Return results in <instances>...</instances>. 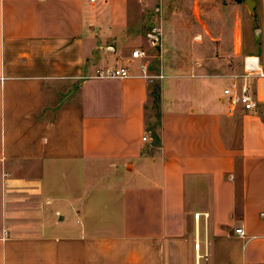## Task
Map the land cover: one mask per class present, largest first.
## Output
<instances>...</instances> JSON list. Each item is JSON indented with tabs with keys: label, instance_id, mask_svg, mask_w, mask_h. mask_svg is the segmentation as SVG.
<instances>
[{
	"label": "crops",
	"instance_id": "crops-1",
	"mask_svg": "<svg viewBox=\"0 0 264 264\" xmlns=\"http://www.w3.org/2000/svg\"><path fill=\"white\" fill-rule=\"evenodd\" d=\"M0 264H264V0H0Z\"/></svg>",
	"mask_w": 264,
	"mask_h": 264
},
{
	"label": "built area",
	"instance_id": "built-area-1",
	"mask_svg": "<svg viewBox=\"0 0 264 264\" xmlns=\"http://www.w3.org/2000/svg\"><path fill=\"white\" fill-rule=\"evenodd\" d=\"M153 34L157 36L161 35V30L158 27L152 28ZM152 45L157 46L158 42L154 39L151 40ZM147 57V54L143 50H134L131 55V59L143 60ZM141 71L146 75L147 64H142L140 67ZM260 72V67L257 58H248L245 61V72L240 75H229L227 78L231 80L232 86L224 90L225 100L228 102V112L234 113L236 106L241 105L247 112L255 110L257 107V101L250 89L249 80L255 74ZM130 69L126 66H112L110 68L97 70V78H111V79H125L130 77ZM239 85L238 91H234ZM144 141L147 138H143ZM196 220H199V215H196ZM236 235L240 238H245L246 234L243 228H238L235 231Z\"/></svg>",
	"mask_w": 264,
	"mask_h": 264
},
{
	"label": "rangeland",
	"instance_id": "rangeland-1",
	"mask_svg": "<svg viewBox=\"0 0 264 264\" xmlns=\"http://www.w3.org/2000/svg\"><path fill=\"white\" fill-rule=\"evenodd\" d=\"M247 16L249 17L250 15L247 14ZM251 16H252V15H251ZM237 17L240 19V16H237ZM245 19H246V18H243V20H242L243 23H246V20H245ZM155 23H158V22H155ZM153 25H154V24H151V25L149 26L150 29L153 27ZM244 26H245V25H244ZM222 49H224V48H221V47L217 48V51H216V55H217V56H219V54H220V51H219V50H222ZM225 49L228 50L229 48H225ZM233 65H234V64H233ZM223 81H224V82H229L228 79H224ZM224 86H225V85H224ZM224 86H223L221 83H220V84H217V85H216V91H219V90H220L221 92H223V87H224Z\"/></svg>",
	"mask_w": 264,
	"mask_h": 264
},
{
	"label": "water",
	"instance_id": "water-1",
	"mask_svg": "<svg viewBox=\"0 0 264 264\" xmlns=\"http://www.w3.org/2000/svg\"><path fill=\"white\" fill-rule=\"evenodd\" d=\"M248 8H249L250 12H252V13L254 12L253 8L250 5H248Z\"/></svg>",
	"mask_w": 264,
	"mask_h": 264
}]
</instances>
